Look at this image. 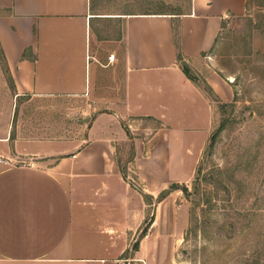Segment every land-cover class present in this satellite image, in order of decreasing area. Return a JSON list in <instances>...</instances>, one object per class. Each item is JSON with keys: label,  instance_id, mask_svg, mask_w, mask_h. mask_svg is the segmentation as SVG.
<instances>
[{"label": "crops", "instance_id": "1", "mask_svg": "<svg viewBox=\"0 0 264 264\" xmlns=\"http://www.w3.org/2000/svg\"><path fill=\"white\" fill-rule=\"evenodd\" d=\"M90 5L91 0H0V46L15 99L96 96L102 76ZM246 5L247 0H191L184 15L121 16L122 35L106 64L123 81L124 98L115 105L108 101L90 118L78 150L53 134L37 138L15 116L0 128V264H130V242L154 206L145 202L155 199L160 179L154 161L157 154L171 160L185 135L162 132L171 128L166 104L172 94L181 100L182 91L201 95L177 54L197 66L224 23L242 17ZM153 77L162 85L150 92ZM205 80L217 96L229 98L216 73ZM153 106L158 115L151 113ZM145 118L157 120L161 129L150 132L151 122L136 120ZM183 125L176 124L180 130ZM137 130L145 133L140 140ZM119 160L128 161V171L136 167L142 193L125 179Z\"/></svg>", "mask_w": 264, "mask_h": 264}, {"label": "rangeland", "instance_id": "2", "mask_svg": "<svg viewBox=\"0 0 264 264\" xmlns=\"http://www.w3.org/2000/svg\"><path fill=\"white\" fill-rule=\"evenodd\" d=\"M190 5L191 0H91L102 76L96 96L15 99L0 46V128L15 116V122L21 119L22 128H29L37 138L53 134L78 150L88 126L79 121L98 115L108 101L115 105L124 98L123 81L106 64L111 47L122 35L121 16L184 15ZM197 63L189 68L201 95L182 91L181 100L172 94L166 104L171 108L166 113L171 128L162 132L185 135L182 145L172 148L171 160L157 154L154 161V173L160 179L155 199L145 197L154 206L148 207L141 233L130 242L125 256L132 257L130 264H264V0H247L245 14L224 23L213 47ZM90 69L94 83L95 65ZM208 73H216L227 84V100L207 85ZM151 80L153 92L162 84L157 77ZM148 96L155 99V93ZM156 109L153 106V115L159 114ZM136 120L151 122L150 132L161 129L155 119ZM179 122L185 124L181 130L176 126ZM221 126L210 150L211 137ZM136 132L139 140L145 135ZM118 163L125 179L142 193L136 167L128 171V161ZM175 185L186 187L189 195L171 188ZM145 228L146 236L141 237Z\"/></svg>", "mask_w": 264, "mask_h": 264}, {"label": "trees", "instance_id": "3", "mask_svg": "<svg viewBox=\"0 0 264 264\" xmlns=\"http://www.w3.org/2000/svg\"><path fill=\"white\" fill-rule=\"evenodd\" d=\"M177 49H178V44H177ZM177 61L178 63L180 64L181 66V70L182 72L184 73V75L187 77L188 80L192 81V82H195L196 79L192 76L191 74V70L189 68V66L183 61V57L181 55L180 52H178L177 54ZM223 130V126H221L216 132L215 134L211 137V141H210V144H209V149L212 150L214 147H215V144H216V141L218 139V137L220 136V133L222 132ZM171 188H175L176 190H180L182 191L185 195H189V190L184 187L183 189H180L178 185H175V186H172ZM166 193L163 194V196L165 195ZM153 220H150L149 222L146 223V227H150V225L152 224ZM146 228L142 231V234H141V237H145L146 236ZM134 249L136 250V246L134 247Z\"/></svg>", "mask_w": 264, "mask_h": 264}, {"label": "water", "instance_id": "4", "mask_svg": "<svg viewBox=\"0 0 264 264\" xmlns=\"http://www.w3.org/2000/svg\"><path fill=\"white\" fill-rule=\"evenodd\" d=\"M89 122H90V118H86V119L81 120L79 123L80 124H88Z\"/></svg>", "mask_w": 264, "mask_h": 264}, {"label": "built area", "instance_id": "5", "mask_svg": "<svg viewBox=\"0 0 264 264\" xmlns=\"http://www.w3.org/2000/svg\"><path fill=\"white\" fill-rule=\"evenodd\" d=\"M114 61H115V59H114L113 57H110V58H109V63L112 64V63H114Z\"/></svg>", "mask_w": 264, "mask_h": 264}]
</instances>
